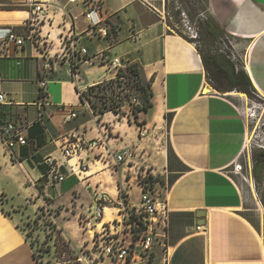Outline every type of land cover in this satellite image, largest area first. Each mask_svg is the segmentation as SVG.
<instances>
[{"label":"crops","instance_id":"obj_1","mask_svg":"<svg viewBox=\"0 0 264 264\" xmlns=\"http://www.w3.org/2000/svg\"><path fill=\"white\" fill-rule=\"evenodd\" d=\"M25 1L0 0V128L14 121L27 142L6 152L0 139V264H37L22 225L46 215L79 250L84 244L75 245L65 229L70 220L87 210L95 192L113 204L123 192L127 206H137L140 195L133 198L132 191L141 194L145 173L156 179L152 196L159 216L167 215L164 235L158 229L164 245L154 246L149 263L134 256L127 264H264V223L250 205L254 191L234 171L248 157L246 95L212 88L195 43L170 25L167 1L87 0L91 7L99 4L110 28L106 38L86 35L89 7L83 0H38L47 16L31 27ZM204 2L206 20L228 34L233 60L264 102V0ZM70 28L77 48L86 50L74 69L60 42ZM10 29L25 38L23 47L5 42ZM113 58L138 64L150 83L152 106L137 118L125 105L121 114L100 118L80 106L76 86L114 80ZM42 93L47 104L38 106ZM70 111L76 117L64 122ZM70 135L105 139L106 150L67 159L61 146ZM122 150L127 154L117 162L114 155ZM48 157L65 174L52 185ZM114 218L107 205L102 223Z\"/></svg>","mask_w":264,"mask_h":264},{"label":"built area","instance_id":"obj_2","mask_svg":"<svg viewBox=\"0 0 264 264\" xmlns=\"http://www.w3.org/2000/svg\"><path fill=\"white\" fill-rule=\"evenodd\" d=\"M77 0H69V3H76ZM82 4L89 7L87 11L83 13L88 25L86 28V35L88 37H100L106 38L109 33V26L100 17V6L94 3L87 4V0H83ZM25 7L30 9L32 17L27 22V26H33L35 24L41 23L47 16L46 7L43 3L38 0H26L23 4ZM72 21L76 17L71 18ZM77 34L70 28L66 36L61 38V47L67 57L73 60L79 59L80 56L86 55V50L84 48H77ZM5 42L7 44H12L15 48H21L24 46L25 38L16 34L13 30H8L5 36ZM228 49L227 47H225ZM220 52H224L220 49ZM108 65L113 69L116 74L119 69H124L126 66L118 58H113L108 61ZM116 79V77H115ZM1 81V77H0ZM105 83V82H102ZM101 84V83H100ZM46 85L45 81H40V88H44ZM90 88V87H89ZM87 90L88 88H81L76 86V91L80 99V106L89 110L87 101ZM259 98L258 94H254ZM139 104V100L133 97L129 100L128 104L130 106ZM5 104V95L0 92V105ZM47 104L44 93L39 96L38 106H43ZM76 117L75 112L70 111L66 116H64L63 121L67 122ZM0 139L6 150L9 152L14 146L25 145L26 139L23 136V127L16 124L14 121L5 122L0 128ZM106 140L92 139L83 140L79 136H66L61 146L62 154L65 158L78 157L86 151L93 150L94 148H105ZM264 151V145L259 146ZM127 152L122 150L114 157L117 162L123 161ZM246 166L234 165V171L240 175L242 180L253 187V177H252V166L250 163L249 156L246 159ZM47 166L49 167V185L56 182H61L65 174L58 172V164L56 161L48 157L45 160ZM85 168L82 169V171ZM72 171V170H71ZM148 173L140 176L139 184L142 189L139 202L137 206L128 207L126 203V197L123 192H120L119 198L115 204H113L108 198L104 196L103 193L95 192L92 196V202L85 212H83V217L80 218V226L82 230L86 232H91L93 244L88 252L81 251L77 258L72 261L78 264H99L97 262V257L93 256L94 253H99L103 257L108 258L113 264H127L134 256L139 260H145L147 263L153 258V248L157 245H164L160 238L163 236L158 232L159 227L161 231L166 229L167 215L165 213L159 216L158 204L155 198L152 196V189L149 184H142L140 180L145 179ZM107 205H110L116 212V218L111 220L109 223H102L104 216V209ZM160 217V218H159ZM197 231L201 227L196 228ZM97 237L94 240V237ZM88 260V261H87ZM37 264H41L36 260Z\"/></svg>","mask_w":264,"mask_h":264},{"label":"rangeland","instance_id":"obj_3","mask_svg":"<svg viewBox=\"0 0 264 264\" xmlns=\"http://www.w3.org/2000/svg\"><path fill=\"white\" fill-rule=\"evenodd\" d=\"M166 1L168 17L170 18L169 23L176 33L193 41L196 46H201L203 35L200 32L202 31L205 34V31L209 29L219 34L218 37L216 34V39L212 40V48L223 49L225 52L230 51L232 54L228 34L226 32L221 33L222 31H220L213 21L206 20L207 16L203 12L205 6L204 0ZM200 24H202V28ZM234 62H237V60L234 59ZM129 94V99L122 104V106L125 105L128 107L127 110H131V103L129 106L128 102L134 97L132 91H129ZM91 97V103H94L97 109H103L106 103L107 105L109 104L111 99L114 101L117 100L116 94H112L109 90L106 91V85L104 84L94 87L91 92ZM120 112H123L122 107ZM243 112L247 124L246 149L252 166L251 152L262 150L259 146L264 145V102L255 95H252L250 98L246 96ZM243 162H246L245 159ZM252 188L254 193L250 205L255 210L253 214L261 216L264 223V182L256 183L253 181ZM139 195L137 190L132 191L133 198H138ZM74 212L77 213L78 209L76 208ZM41 216L42 213H39V217ZM79 216L83 217V213ZM79 216L74 220H70L68 215L64 218L65 220H70L68 225L65 226V229H67L75 245L81 242L84 244L79 250L74 249L70 245V242L63 237L61 231L56 228V225L52 223L48 215L45 217L42 216L40 221L37 220L34 222L32 220L22 225V229H24L31 243L33 253L41 264H78L72 262L75 260L73 258H77L81 251L88 252L87 249L92 247V236L94 235L91 232L82 230ZM87 236L91 238L89 241H87ZM96 239L97 237L95 236L94 240ZM93 256L97 257L99 264H113L109 259H106V257H103L99 253L95 252Z\"/></svg>","mask_w":264,"mask_h":264},{"label":"trees","instance_id":"obj_4","mask_svg":"<svg viewBox=\"0 0 264 264\" xmlns=\"http://www.w3.org/2000/svg\"><path fill=\"white\" fill-rule=\"evenodd\" d=\"M202 24H200L201 26ZM202 28V26H201ZM203 40L201 46H196L197 52L200 56L202 66L204 68L207 82L217 92L225 94L231 92H237L245 94L248 98L254 95L256 92L243 71L242 65L239 61L234 62L233 55L230 51L220 52V49L212 48V40L219 36L218 33L207 29L205 34L201 31ZM185 38V37H184ZM186 39V38H185ZM187 40V39H186ZM193 42L191 40H188ZM71 66L75 68V62H71ZM124 69H119L116 74V79L101 83L106 85V91H110L116 94L117 100L111 99L109 104L104 106L103 109H97L94 103H91V92L94 87L99 86L97 84L88 88L87 90V101L89 108L91 109L94 116L100 118L106 112H113L121 114L120 109L124 101H127L130 97L129 91L133 92V96L139 100V104L132 105L130 112L137 118L139 112H146L151 106L152 91L149 82H144L142 79L141 69L138 64L131 63L125 64ZM10 121V120H8ZM7 122V121H6ZM5 123V122H4ZM3 123V124H4ZM2 124V125H3ZM140 127V124H138ZM252 160V176L254 182H264V151L255 150L251 152ZM142 184H149L151 189L153 184L156 182L153 176L148 175L145 179L140 180ZM38 219L36 218L34 222ZM34 254V253H33ZM35 260L36 257L34 255ZM76 259V258H73Z\"/></svg>","mask_w":264,"mask_h":264},{"label":"water","instance_id":"obj_5","mask_svg":"<svg viewBox=\"0 0 264 264\" xmlns=\"http://www.w3.org/2000/svg\"><path fill=\"white\" fill-rule=\"evenodd\" d=\"M204 214L203 213H201V214H198V216L200 217V216H203Z\"/></svg>","mask_w":264,"mask_h":264}]
</instances>
